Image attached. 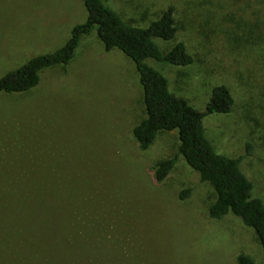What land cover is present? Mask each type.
I'll use <instances>...</instances> for the list:
<instances>
[{"label": "rangeland", "instance_id": "1", "mask_svg": "<svg viewBox=\"0 0 264 264\" xmlns=\"http://www.w3.org/2000/svg\"><path fill=\"white\" fill-rule=\"evenodd\" d=\"M110 4L141 27L173 8L175 38L156 40L164 51L183 41L194 61L156 67L199 110L215 86L230 89L232 111L206 116L204 126L217 152L243 157L264 201V0ZM87 16L85 0H0V76L64 45ZM145 116L135 62L120 49L106 50L96 31L82 37L69 64L44 69L35 88L0 93V234L23 214H14L11 202L29 201L15 192L35 183L52 232L88 255L80 264H237L240 253L264 264L252 227L234 214L209 216L214 189L179 154L177 130L161 131L140 149L133 128ZM175 156L174 169L158 182L153 165Z\"/></svg>", "mask_w": 264, "mask_h": 264}, {"label": "trees", "instance_id": "2", "mask_svg": "<svg viewBox=\"0 0 264 264\" xmlns=\"http://www.w3.org/2000/svg\"><path fill=\"white\" fill-rule=\"evenodd\" d=\"M110 1L85 0L87 19L72 28L66 43L52 52L34 56L0 76V93H19L35 88L44 69L69 64L82 37L96 31L106 50H122L135 62L139 72L146 116L133 128V135L140 149L148 150L161 131L177 130L179 154L199 172L202 181L214 189L215 200L209 207V216L222 220L229 214L236 215L255 230L264 251V201L255 195V185L241 166L243 157L217 152L204 126L206 116L232 111L234 97L230 89L224 84L215 86L205 110L197 109L187 99L175 94L164 70L156 66L163 68L164 63L187 66L193 63L194 58L183 41L164 51L156 40L175 38L177 26L173 8H168L147 27H141L125 20ZM260 40L264 43V30ZM149 59L156 65L150 64ZM251 148L252 144L248 143V154H251ZM177 160L178 156L169 157L153 165L158 182L166 180ZM39 193L35 183L27 185L22 192H15L14 196L18 194L29 201L25 205L14 200L11 202L14 214L19 208L23 214L12 216L7 226L8 233L0 234V264H80L81 259H88L87 254L69 248V245H74L73 239L52 232L54 221L48 215L45 218ZM190 193L191 189L187 188L180 192V196L186 198ZM33 197L36 199H31ZM45 197L46 204L50 206L48 193ZM237 264L257 262L250 254L240 253Z\"/></svg>", "mask_w": 264, "mask_h": 264}]
</instances>
